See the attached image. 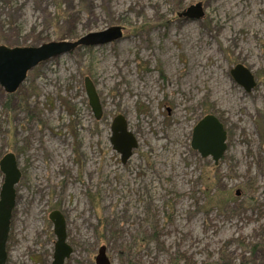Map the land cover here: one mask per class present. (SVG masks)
I'll return each instance as SVG.
<instances>
[{"label":"rangeland","instance_id":"obj_1","mask_svg":"<svg viewBox=\"0 0 264 264\" xmlns=\"http://www.w3.org/2000/svg\"><path fill=\"white\" fill-rule=\"evenodd\" d=\"M200 2V18L179 17ZM112 28L121 35L41 63L16 93L0 87V161L14 154L22 174L6 264H52L54 210L66 264H96L102 246L111 264H264V0H0V47ZM238 64L256 78L249 93ZM208 114L227 131L218 165L191 148ZM118 115L138 140L125 164Z\"/></svg>","mask_w":264,"mask_h":264},{"label":"water","instance_id":"obj_2","mask_svg":"<svg viewBox=\"0 0 264 264\" xmlns=\"http://www.w3.org/2000/svg\"><path fill=\"white\" fill-rule=\"evenodd\" d=\"M202 3L190 6L179 17L198 19L202 15ZM116 28L85 37L77 43L67 41L51 42L38 47H0V87L8 94H14L26 80L28 73L52 58L59 57L78 45L107 44L121 35ZM231 76L246 92H251L257 81L253 72L242 64L231 70ZM85 90L92 108L94 117L100 121L103 117V108L97 89L93 81L85 78ZM111 144L113 149L121 155L123 164L133 156L138 148V140L128 129L127 120L118 115L111 127ZM191 148L206 159L211 158L218 165L227 151V131L219 118L213 114L204 116L194 127ZM0 172L4 175V182L0 191V264L7 262V245L10 236L11 220L16 206V187L21 180L16 156L12 153L5 155L0 161ZM239 195V194H237ZM49 219L53 224L56 244L52 264H66L72 255L73 249L67 243V224L64 215L59 210L50 213ZM96 264H111L107 249L102 246L95 258Z\"/></svg>","mask_w":264,"mask_h":264},{"label":"trees","instance_id":"obj_3","mask_svg":"<svg viewBox=\"0 0 264 264\" xmlns=\"http://www.w3.org/2000/svg\"><path fill=\"white\" fill-rule=\"evenodd\" d=\"M85 46V45H84ZM242 264H246V263H242Z\"/></svg>","mask_w":264,"mask_h":264}]
</instances>
